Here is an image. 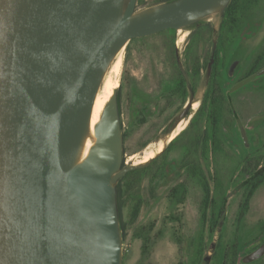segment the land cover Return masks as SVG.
<instances>
[{"label":"water","instance_id":"1","mask_svg":"<svg viewBox=\"0 0 264 264\" xmlns=\"http://www.w3.org/2000/svg\"><path fill=\"white\" fill-rule=\"evenodd\" d=\"M137 1L0 0V264H121L116 184L148 163L122 167L116 90L97 147L75 165L102 77L131 40L221 17L231 0H174L135 13ZM178 67L189 88L180 122L197 92ZM263 256L264 244L242 262Z\"/></svg>","mask_w":264,"mask_h":264},{"label":"trees","instance_id":"2","mask_svg":"<svg viewBox=\"0 0 264 264\" xmlns=\"http://www.w3.org/2000/svg\"><path fill=\"white\" fill-rule=\"evenodd\" d=\"M171 1L174 0L158 1L155 5ZM263 1H230L219 20L214 63L199 108L193 114L187 127L168 144L156 159L141 169L128 172L117 182L116 206L121 231L123 210L129 212V222H134L145 197L148 198L149 194L156 196L169 172L174 175L172 180L174 184L170 187V205L174 207L182 203L186 198L188 185L196 184L202 193L201 211L204 222L207 219L216 222L212 214V210H217L213 192L227 188L230 182L228 175L238 173L239 181L243 180L245 183L243 189L247 191V196L240 210V217L246 212L248 197L264 184L263 156L252 158L249 162L229 161L230 150L219 147L220 142L223 141L221 127H226L231 131L235 124V119L232 117L233 112L225 98L227 94L234 92H231V89L226 90V78L229 77L230 65L243 35L247 32V26L253 21L262 20ZM142 4L143 0H138V5ZM189 30L191 32L187 37V45L183 53V69L190 89L195 94L199 88L202 72L206 71L210 60L214 26L210 22L201 21L191 26ZM176 33V30H166L156 34L163 38L162 45L172 65L170 76L160 80L157 92L147 95L139 91L136 86H130V106L139 107L133 108L130 113L128 127L122 132L123 143L131 133L147 126L154 116L160 118L167 111L173 112L171 117L179 113L189 98V88L178 67ZM156 35L133 39L126 46V50L129 52L133 45ZM204 43L208 45L209 53L202 54L200 46ZM155 48L158 47L155 45ZM263 68L264 46L251 58L240 78L246 79ZM122 90L123 82L117 89L119 110ZM155 138L156 135H153L145 141L139 151ZM179 142L178 155L171 158ZM122 167H125L124 159ZM229 247L224 259L222 261L219 259L218 264H236V238L231 241Z\"/></svg>","mask_w":264,"mask_h":264},{"label":"rangeland","instance_id":"3","mask_svg":"<svg viewBox=\"0 0 264 264\" xmlns=\"http://www.w3.org/2000/svg\"><path fill=\"white\" fill-rule=\"evenodd\" d=\"M158 1L165 0H143L142 5H138L137 1L135 13L154 6ZM261 19V21H253L247 26L246 33L248 35L243 36L238 45L240 47H238L239 55L241 54V57L246 60L245 64L242 65L240 73L247 68L251 58L264 46V13ZM219 20L220 13L207 17L203 21L210 22L213 24L214 28H217ZM187 32L189 35L191 31L187 29ZM187 37L184 43L179 47L176 46L175 42L178 62L181 64L182 68L183 53L187 45ZM162 43L163 38L160 35H156L141 41L139 44L133 45L129 52L126 50V48H124L122 52V68L118 80L119 86L123 82L122 99L119 110L122 132L128 127L129 116L133 108L139 107L135 106L132 108L130 106V86L134 85L139 91L147 95H153L158 90L160 80L162 78H168L171 74V60ZM155 45L158 48H155ZM200 49L202 50V54L207 52L209 53V47L208 45H205V43L200 46ZM235 63L236 62H233L230 65L231 67L228 76L231 75ZM207 82L208 76L207 72L205 71L202 72L199 88L197 91V94H200L199 98L197 99L198 106L195 110H190L189 116L182 120L183 122H186L184 129L187 127L193 114L199 108ZM232 83H234V79H229L227 77L225 87L226 90H230ZM237 95L239 96L233 99V105L237 111L238 118L241 121L239 122L242 123L243 127L249 132L251 148L250 150L243 148L241 149L238 145L240 141L237 137L234 139V141H228L231 144L230 147L234 152L236 151L239 156L257 148H260L259 152L262 153L264 151V147H261L264 136V74L257 77V79L252 80L250 83L244 86L241 91H237ZM152 111L153 108L151 109V112ZM181 111L173 117H171L173 112L171 113L169 111H167V113H165L160 118L154 116V119L147 126H144L131 133L123 143V159L125 167L148 163L149 161L146 163L139 162L142 160L144 153L153 145V143H155L158 139H162L166 135L172 133L179 123L178 117ZM153 135H156V138L150 142L148 146L139 151L141 145ZM179 147L180 142L172 153L171 158H174L178 155ZM199 200L200 195L194 190L187 199L186 203L173 212L181 216L182 226H180V224L177 222L167 221L169 211L167 209V203L162 194L157 203H147L146 200L136 221L133 224L127 226L125 240L122 239L121 234V263L123 259L125 264L139 263L140 242L134 238L133 233L137 229L140 230L144 227H147L148 225H153V229L149 234L153 242L150 260L160 264H178V260L183 258L184 254L183 253L180 255L181 247L185 248L187 240L195 234L198 226ZM239 200L240 198L238 196L232 197L230 204L226 209L224 217H226L228 228L231 227V224L234 220ZM122 215L123 221L128 222L129 212L124 210ZM262 221H264V185L258 190L251 202L250 210L245 219V228L242 231L243 241H247L255 237L258 232V227ZM176 237H180L182 239L181 246L176 244ZM254 239H256V237ZM212 246L213 245L210 243L207 244V256H210V250ZM242 255L244 254L241 253V256ZM260 264H264V258Z\"/></svg>","mask_w":264,"mask_h":264},{"label":"flooded vegetation","instance_id":"4","mask_svg":"<svg viewBox=\"0 0 264 264\" xmlns=\"http://www.w3.org/2000/svg\"><path fill=\"white\" fill-rule=\"evenodd\" d=\"M245 35H248V34L246 33L243 36H245ZM239 48L236 49V52H235V55H234L233 61H232V63L236 62L235 66L233 68L231 75L228 77L229 79H234V83H232L230 89H232L236 84H238L240 81H242L244 79V78H240L243 75L244 71H242L241 73H240V71L242 69V65L245 64L246 60H244L241 57V54L239 55ZM255 79H257V78H255ZM241 89H239L238 91H241ZM228 91H229V89H228ZM199 96H200V94L198 95L196 93L194 103H196L198 101L197 99L199 98ZM238 96L239 95H237V92H235L234 94H232V93L227 94L225 96V98H226V100H227V102H228V104H229V106L233 112L232 117L235 119V124L231 128V131L226 127H221V136L223 137L222 138L223 141L220 142L219 147H224L225 149L230 150L229 154L231 156L229 158V161L233 160V161L239 162L241 160V162H243V161L249 162V161H251L250 159H252V158L256 159L259 156H263V158H264V151L262 153L259 152L260 148L254 149L253 151L241 154L239 156V154L236 151L234 152L230 147L231 144L228 141H234V139L237 137L240 141L238 145L240 146L241 149L243 148L246 150H250V148H251L250 141H249V132L243 127V125L241 123L243 130H244V133H245V137L247 139V141L244 142L241 131L238 127V122L240 120L238 118L237 111L235 110L234 105H233L234 104L233 99L237 98ZM185 125H186V122H183L182 126L180 128L181 132L184 129ZM180 133H178L175 137H177ZM173 139L169 140L167 143H166L167 140L165 141L166 144H165L163 150L157 154L158 156L166 149L165 147L168 146L167 144H169ZM159 140H157L156 142H158ZM261 147H264V136H263V143H262ZM157 155H155L152 159L153 160L156 159L158 157ZM150 160H149V162L147 161L148 164L153 161L152 160L150 162ZM200 160H201V158H199V161ZM170 174H171L170 172L167 174L166 179H165L163 185L161 186L160 190L157 192L156 196L149 194L148 198L145 197L144 203L141 206V208L144 206L146 200H147V203L148 202L149 203H157L158 199L160 198V196L162 194L163 198L165 199V201L167 203V209L169 211L167 221L177 222L180 224V226H182L181 216L179 214H176L173 212L176 211L180 206H182L186 203V201L190 197L192 191L195 190L199 193L200 200H199V204H198V226H197V229L195 231V234L187 240L185 248L181 247L180 255H182L183 253L184 254H183V258H180L178 260V264H218L217 262L219 259L221 261L224 259L226 252H228V250L230 248L229 245H230L231 241H233V239H235V238H236V244H237L236 264H245L242 262V260L246 256H248L249 254H251L252 252L257 250L262 244H264V221H262L258 227V232L255 235L256 239H254L255 238L254 237V238L249 239L247 241H243V238H242V231L245 228V224H246L245 219H246V216L250 210L251 202H252L253 198L255 197L256 193L258 192V190L264 184L256 192H254V194L252 196L248 197L246 212L242 217H240V210H241V208H243V206L246 202L245 198L247 196V191H245L243 189L245 183L243 180L239 181L238 173H236L234 175H228L227 177L230 176V182L229 183L227 182L228 183L227 188L224 190H218L215 193L213 192V197H214L213 199L215 202V206L217 207V210H212V214L214 215L213 218L216 219V222H212L213 221L212 219L211 220L207 219L204 222L203 216H202V211H201L202 193L196 184H194V185L189 184L188 185V190L186 191V198L182 203H180L174 207H172L170 205V199H169L170 193H171L170 187L174 184V183H172L174 175H170ZM236 196H238L240 198V200H239L238 205H237L234 220L231 224V227L228 228L227 223H226V217H224V216H225L226 209L230 204V200L232 199V197H236ZM134 222H129V221L124 222L123 219L121 218V223H122V227H123L121 234H122L123 240H125V237H126L127 226L133 224ZM152 229H153V225H148L147 227H144L140 230L137 229L133 233L134 238L139 240V242H140V247H139L140 259H139L138 264H160V263L152 262L150 260L151 247H152L153 242H152V239H151L149 234L151 233ZM227 231H228V234H227ZM175 242H176V244L181 246L182 239L180 237H176ZM208 243L213 245L211 250H210V256L206 255V246ZM241 253H243L244 255L241 256ZM263 258H264V256L261 257L260 259H258L257 261L249 263V264H260L261 261H263ZM121 264H125L124 259H123Z\"/></svg>","mask_w":264,"mask_h":264},{"label":"bare ground","instance_id":"5","mask_svg":"<svg viewBox=\"0 0 264 264\" xmlns=\"http://www.w3.org/2000/svg\"><path fill=\"white\" fill-rule=\"evenodd\" d=\"M187 35V30L180 29L177 31V47L184 43ZM123 50L124 48L119 50L118 53L114 56L102 77L96 95L94 97L87 127L77 152L75 164L76 166L81 165L88 157L90 151L92 149H95L98 145V129L102 120L103 111L107 103L113 97L117 87L119 86L118 80L121 74ZM197 105L198 102L193 103L192 110H195L197 108ZM182 123L183 121L179 122L172 133L166 135L160 140L158 139V142L153 143V145L144 153L142 160L139 163H145L152 159L155 155L160 153L163 150L165 144L179 133Z\"/></svg>","mask_w":264,"mask_h":264}]
</instances>
